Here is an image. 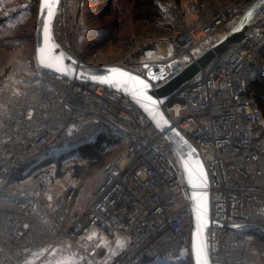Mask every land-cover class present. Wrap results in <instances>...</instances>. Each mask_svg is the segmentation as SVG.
I'll return each instance as SVG.
<instances>
[{
  "label": "built area",
  "instance_id": "1",
  "mask_svg": "<svg viewBox=\"0 0 264 264\" xmlns=\"http://www.w3.org/2000/svg\"><path fill=\"white\" fill-rule=\"evenodd\" d=\"M253 2L202 8L173 35L110 64L144 77L155 62L177 58L187 65L246 19ZM82 18L69 0H60L53 32L68 53L85 61ZM261 75L264 2L238 38L164 104L207 169L213 264H264L252 243L253 236L264 239V114L251 86ZM2 91L10 109L0 122V264H39L63 245L84 252L76 264H147L191 250L194 218L181 155L138 103L107 84L40 65L24 85ZM104 131L124 146L86 179L75 174L71 160L62 168L70 182L62 186L27 170L53 149L77 147ZM92 232L99 242L88 240ZM123 237L125 245L115 252Z\"/></svg>",
  "mask_w": 264,
  "mask_h": 264
},
{
  "label": "rangeland",
  "instance_id": "2",
  "mask_svg": "<svg viewBox=\"0 0 264 264\" xmlns=\"http://www.w3.org/2000/svg\"><path fill=\"white\" fill-rule=\"evenodd\" d=\"M224 1L226 0H156L154 10H157L158 13L155 18L173 35L184 23L197 17L202 8L213 9ZM69 2L74 13L83 14L80 26L84 32L82 58L86 62L109 64L132 51L121 55V49H118L113 42L97 41L92 33L97 29L114 25L115 18L121 21L122 25L117 30L114 29L113 33H117V35L127 33L126 30L132 26H138L144 17L141 18L135 14L144 11L143 0H69ZM38 4V0H0V91L24 85L36 72L38 63L35 57V30ZM105 6L108 7V10L104 11ZM124 13H128V16L125 17ZM107 23L109 24L107 25ZM146 27L147 25H143L142 30H145ZM148 39L146 38L142 43L148 42ZM163 50L168 51L167 46H164ZM4 101L5 105L0 97V122L2 116L6 114L4 113L6 109L3 107L6 106L7 109H10L7 99ZM68 160L72 161L70 163L74 168L77 164L85 165L87 163V159L80 154L76 146H59L44 156L43 161L27 170H30L31 173L42 172L44 177L55 182L56 185L62 186L70 182L66 170L62 169ZM88 240L99 242L100 237L92 232L88 235ZM252 243L259 252L264 253L263 238L253 236ZM40 256L42 253L37 256V259ZM190 256L191 250H188V252L184 251L181 256L160 258L147 264H193L192 256ZM84 257V252L71 245H66L60 246L48 254L41 264H76Z\"/></svg>",
  "mask_w": 264,
  "mask_h": 264
},
{
  "label": "water",
  "instance_id": "3",
  "mask_svg": "<svg viewBox=\"0 0 264 264\" xmlns=\"http://www.w3.org/2000/svg\"><path fill=\"white\" fill-rule=\"evenodd\" d=\"M57 3L50 6L39 0L36 30L35 57L38 65L51 68L69 77L107 84L138 103L145 113L157 124L166 137L175 145L181 155L183 168L190 188L193 212L191 233V256L193 264H213L208 242V228L211 224L210 182L205 164L197 147L176 127L164 109L174 93L186 83L201 67L216 54L236 40L248 25L264 0H254L247 12V18L238 23L216 45L199 55L195 60L182 66L181 60L174 58L167 62L152 63L147 76H141L116 64H94L80 60L68 53L56 40L53 22ZM51 10L52 16H48ZM144 81V83H141ZM148 86L145 87L144 85Z\"/></svg>",
  "mask_w": 264,
  "mask_h": 264
},
{
  "label": "trees",
  "instance_id": "4",
  "mask_svg": "<svg viewBox=\"0 0 264 264\" xmlns=\"http://www.w3.org/2000/svg\"><path fill=\"white\" fill-rule=\"evenodd\" d=\"M142 3H144L145 6L144 11H139V13L135 14V16H141V18L144 17L143 21L141 22L142 24L140 23L138 26H132L130 29L128 28L126 30L127 33H119L117 35V33H113V31L114 29L117 30V28L122 27V25L121 21H118V19L115 18V22L113 21L115 26L112 24L108 25L109 23H107L108 28L104 27L97 29L96 31H93L92 35L95 36L97 41L101 40L103 42H113V44L116 45L118 49H121V55L133 50L139 45L147 43H142L146 38H149L148 40L151 41L153 39L159 38L158 36L165 37L172 35L170 31L166 27H163L158 22L157 18H155V15L158 13L157 10H154V8H156V0H143ZM106 9L108 10L107 6L104 7V11ZM126 12H128V10H126ZM124 14L125 17L128 16V13ZM129 15L131 17V12ZM143 25H147L145 30H142ZM123 57H125V55ZM120 59L122 58L115 59L112 62L118 61ZM251 86L255 91L257 104L264 114V76L261 75L254 77L251 80ZM123 146L124 140L120 137L116 138L115 136L108 134V131L100 133L92 141L79 144L77 148L80 151V154L87 159V163L85 165L77 164L75 167V174L80 176L82 180L86 179L97 169L111 161L120 152ZM113 149L116 150L114 151ZM77 191L78 188L73 194L72 201L75 199ZM259 253L264 260V253Z\"/></svg>",
  "mask_w": 264,
  "mask_h": 264
},
{
  "label": "crops",
  "instance_id": "5",
  "mask_svg": "<svg viewBox=\"0 0 264 264\" xmlns=\"http://www.w3.org/2000/svg\"><path fill=\"white\" fill-rule=\"evenodd\" d=\"M5 105V104H4ZM4 109H6V110H4L5 112L6 111H8L9 109H7V107L5 106V107H3ZM125 238L123 237V238H120L119 239V241L116 243V245H115V247L113 248L114 250H115V252H117L118 250H120V248L122 247V246H124L125 245ZM63 246H66V245H63ZM42 252H39L37 255H34L32 258H30V263H33V262H35L36 260H38L37 259V256L39 255V254H41ZM44 261V258L42 259V261L39 263V264H41L42 262Z\"/></svg>",
  "mask_w": 264,
  "mask_h": 264
},
{
  "label": "snow or ice",
  "instance_id": "6",
  "mask_svg": "<svg viewBox=\"0 0 264 264\" xmlns=\"http://www.w3.org/2000/svg\"><path fill=\"white\" fill-rule=\"evenodd\" d=\"M42 2L50 6L51 4L57 3L58 0H42ZM48 16H49V17L52 16V12H51V10H49V12H48ZM146 67H147V66H146ZM141 83H144V81H141ZM144 86L147 87L148 85L145 84ZM204 255H205V259L203 260V264H208V260H207V258H206V252H204Z\"/></svg>",
  "mask_w": 264,
  "mask_h": 264
}]
</instances>
